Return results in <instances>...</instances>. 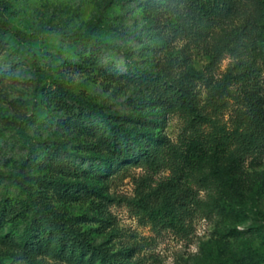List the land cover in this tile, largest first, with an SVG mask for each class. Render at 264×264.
<instances>
[{
    "label": "rangeland",
    "instance_id": "1",
    "mask_svg": "<svg viewBox=\"0 0 264 264\" xmlns=\"http://www.w3.org/2000/svg\"><path fill=\"white\" fill-rule=\"evenodd\" d=\"M206 1L0 0V264H264V0Z\"/></svg>",
    "mask_w": 264,
    "mask_h": 264
},
{
    "label": "trees",
    "instance_id": "2",
    "mask_svg": "<svg viewBox=\"0 0 264 264\" xmlns=\"http://www.w3.org/2000/svg\"><path fill=\"white\" fill-rule=\"evenodd\" d=\"M211 0H207L205 4H208ZM190 92H174L173 99L176 103H182L189 100ZM246 95L249 99L248 101V112L246 113V123L247 129L243 132L242 136L248 137L249 131L253 130L251 135L256 139L261 138V135L257 134L258 131L264 133V109L261 103L260 93L258 86L249 85L246 89ZM3 212H0V215Z\"/></svg>",
    "mask_w": 264,
    "mask_h": 264
}]
</instances>
